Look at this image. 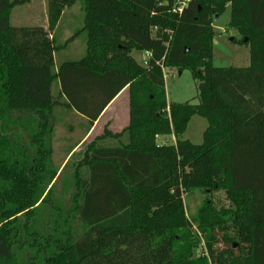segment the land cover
Segmentation results:
<instances>
[{"label": "trees", "instance_id": "16d2710c", "mask_svg": "<svg viewBox=\"0 0 264 264\" xmlns=\"http://www.w3.org/2000/svg\"><path fill=\"white\" fill-rule=\"evenodd\" d=\"M27 1L0 0V264H264V0H190L181 13L174 0H81L83 26L62 43L53 33L79 0H48L47 29L11 23ZM228 4L248 66L212 63ZM82 33L85 54L56 70ZM135 50L152 52L147 66ZM163 68L189 69L199 102H168ZM126 87L128 125L87 146L68 206L46 212L57 108L93 125ZM194 115L208 121L202 144L182 138ZM123 134L126 144L97 145ZM195 190L223 191L229 206L207 197L189 217L183 196Z\"/></svg>", "mask_w": 264, "mask_h": 264}, {"label": "rangeland", "instance_id": "374dc122", "mask_svg": "<svg viewBox=\"0 0 264 264\" xmlns=\"http://www.w3.org/2000/svg\"><path fill=\"white\" fill-rule=\"evenodd\" d=\"M78 12L77 14V25L75 27H70L69 19L73 16V13ZM42 14L41 4L27 6H16L13 9L12 17L13 24H16V15L20 17L21 25H33L34 23H39L40 16ZM84 12L82 10V1L79 0L75 5L70 7L64 16L63 26L60 28L59 33L65 34L67 31H70L68 35H71V31H75L79 27L83 26ZM231 20V6L228 4L225 10L220 14V16L214 18L213 27L215 31L213 39V58L212 63L217 67H230V66H248L250 64V48L244 43L239 42L241 40L240 33L230 27ZM79 23V26H78ZM85 48V47H84ZM66 55L68 59H79L82 57L85 52L79 53L78 50H70L62 52ZM135 60L142 64V51L135 50L132 52ZM57 62L56 67L57 69ZM165 77V86L164 92L168 102H191L198 103V81L194 78L192 72L189 69H184L180 71L177 68H165L164 71ZM124 106L127 110H130V92L129 87L124 91ZM123 106V108H124ZM66 108L58 107L56 110V119H55V130L57 131V139L67 136L68 130L70 128V121L78 123L73 115L69 113ZM72 121V123H73ZM208 126V121L206 118L194 115L192 116L185 133L182 135L183 139H188L194 144H202L203 142V133ZM84 131V124L81 125V132ZM76 134V133H75ZM55 135V133H54ZM53 135V137H54ZM73 135V134H72ZM79 131L76 135H73V141L76 140L79 136ZM70 136V135H69ZM164 136V135H163ZM54 141V140H53ZM58 141V140H57ZM55 142V146H62L63 142ZM55 158L53 159V164L60 169V165L56 164L62 152L61 148L54 149ZM76 169V164H68L63 171L61 176H57L55 179L54 189L50 196L51 203L47 206L46 212L50 211L55 205H62L67 207L69 204V198L71 194L75 191V176H73ZM81 178L86 179L88 176H81ZM53 182V183H54ZM51 187V185H50ZM49 187V188H50ZM211 197L215 200L217 206H229V200L227 199L223 191L216 192L214 194L205 193L202 190H195L188 194H184L183 199L186 207V211L189 217H192L196 214L203 201ZM201 246L198 250H195V257H199L202 252H204V247ZM217 249L223 250L226 247V244L221 241L215 246ZM210 264L212 263L209 258Z\"/></svg>", "mask_w": 264, "mask_h": 264}, {"label": "crops", "instance_id": "0c3cea01", "mask_svg": "<svg viewBox=\"0 0 264 264\" xmlns=\"http://www.w3.org/2000/svg\"><path fill=\"white\" fill-rule=\"evenodd\" d=\"M41 4V11L42 14L40 16V20L38 21L39 23H34L33 25H21L20 23V17L16 15V24L17 26H42L44 28L49 27V16H48V0H28L25 4L23 5H18V6H23L24 8H27V6L31 5H37L39 6ZM15 8V7H14ZM13 8V9H14ZM69 8H67L63 16L60 20L59 25L57 26L55 34L57 36V42L62 43L65 40H67L70 36H72L77 30H79L81 27L76 29L75 31H71V35H68L70 31H67L65 34L59 33L60 28L63 26V19L64 16L66 15L67 11ZM13 12V10H12ZM77 14L78 12L76 11L73 13V16L69 19V22L71 24L70 27H75L77 25ZM11 23L13 24V17L11 13ZM14 25V24H13ZM16 26V25H14ZM79 26V23H78ZM85 47V48H84ZM78 50L79 53L85 52L86 51V40H85V34H80L76 39L71 41L69 45L65 48L62 49L55 54V62H57L58 66L65 61V60H76V59H68L66 58V55H64L62 52L70 51V50ZM56 69V70H57ZM126 88H124L111 102L110 104L104 109L100 117L98 118L97 121L93 125H90L88 123V120L80 115L79 113L70 110V114L73 115V118L76 119L78 123H75L73 120L70 121V128L68 130L67 136L61 137L57 139V131L55 130V135L53 137V150L61 148V156L57 159L56 164H59L61 167L58 171V176H61L63 171L65 170L66 166L68 164L75 163L76 165L81 162V160L84 157V153L86 151L87 146L92 143L97 137L101 136L104 132V129L107 127L109 130H111L114 133L122 132V130L128 125L129 123V110L124 106V91ZM124 106V108H123ZM84 124V131L81 132V125ZM79 131V137L76 138V140L73 141L72 137L73 135H76ZM76 133V134H75ZM73 134V135H72ZM70 135V136H69ZM63 142L64 144L62 146H55L56 141ZM157 142L160 144H171L175 143L176 137L172 135L168 136H163L159 135L156 138ZM57 141V142H58ZM128 142V135L123 134L119 138H112V137H104L99 140H97V145L102 146V147H116L119 146L120 144H126ZM55 152V150H54ZM55 158V153H53L52 156V161ZM78 175L79 176H90V170L87 166H82L78 170ZM75 176V174H73Z\"/></svg>", "mask_w": 264, "mask_h": 264}, {"label": "built area", "instance_id": "2783aa9c", "mask_svg": "<svg viewBox=\"0 0 264 264\" xmlns=\"http://www.w3.org/2000/svg\"><path fill=\"white\" fill-rule=\"evenodd\" d=\"M190 0H174L172 5L173 12L181 13L189 4ZM152 57V52L150 50L142 51V64L147 66ZM165 71V68H163Z\"/></svg>", "mask_w": 264, "mask_h": 264}, {"label": "water", "instance_id": "95a60500", "mask_svg": "<svg viewBox=\"0 0 264 264\" xmlns=\"http://www.w3.org/2000/svg\"><path fill=\"white\" fill-rule=\"evenodd\" d=\"M216 17H218V15ZM244 41L247 42V39H244Z\"/></svg>", "mask_w": 264, "mask_h": 264}]
</instances>
